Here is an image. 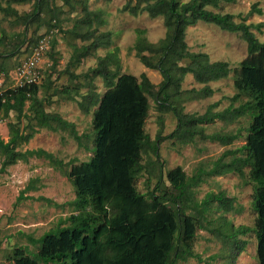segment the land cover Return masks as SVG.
<instances>
[{
	"label": "trees",
	"instance_id": "1",
	"mask_svg": "<svg viewBox=\"0 0 264 264\" xmlns=\"http://www.w3.org/2000/svg\"><path fill=\"white\" fill-rule=\"evenodd\" d=\"M111 3L113 0H101ZM237 0H126L121 13L133 17L147 14L151 19H163L166 35L157 43L150 42L146 30L139 29L133 48L140 62L151 70L160 72L162 82L154 84L146 74L140 78L122 73L119 50L99 57L96 66L77 74L83 61L100 49L113 45V33L102 31L107 25L103 10H91L90 0H5L0 1V75H8V63L21 55L24 49L31 52L42 39L50 37V58L55 72L60 63L56 32L65 34L73 54L61 76H68L70 84L58 88L51 74L45 83L10 88L0 93V120L15 114L8 124L10 140H0L2 164L0 175L19 162L45 157L58 168L70 167L69 182L76 197L69 202L72 213L61 219L56 228L38 240L39 250L31 252L17 247L9 259L19 264H179L195 259L211 264L194 251L198 231L213 222L209 217L219 215L223 231L212 229L230 250L235 262L247 242L240 239L251 232L257 238V258L264 264V42L253 30L262 32L264 23L248 24L247 17L262 15L258 5H252L248 16L236 21L235 15L215 12L222 4ZM30 12H19L13 5H29ZM66 14L68 18L62 16ZM73 14H79L73 17ZM8 21L12 28L23 27L9 34L3 27ZM72 22L64 30L65 22ZM200 22L212 24L221 30L239 36L247 43L248 55L239 66L232 69L226 61L212 62L207 53L192 52L187 43V30ZM53 35V36H52ZM81 44H80V43ZM27 59V58H26ZM25 59V60H26ZM24 60L16 63L18 70ZM234 73V94L224 97L230 105L216 111L222 100L210 104L204 114H189L184 104L205 100L217 90L214 82L227 80ZM187 75L202 85L201 89H183ZM101 78L107 91H96V79ZM55 88V89H54ZM54 89V93L49 91ZM82 89H88L85 94ZM42 94V95H41ZM62 95L77 102L86 114H92L93 155L90 160L76 164L64 163L42 149L23 150L40 129L53 132L67 131L82 147V138L76 125L58 113L48 110L54 97ZM153 98L161 113L170 112L177 121L176 129L168 136L161 132L151 140L145 131ZM81 98V99H80ZM254 116V117H253ZM253 117V120L251 121ZM248 118L245 144L226 150L213 162L209 171L201 170L189 177L183 167L157 171L153 189L147 194L139 192L136 180L147 172L143 154L153 153L161 161L160 146L166 140L186 138L193 142L197 136L203 140L231 146L241 139L242 129L230 134L204 133L205 125L217 120L226 125ZM228 158H231L227 161ZM163 167V163L161 164ZM254 185L253 209L257 214L255 227H235L227 221L226 214L234 212L235 199L225 192L208 193L199 202L196 189L205 178L236 174ZM150 180V179H148ZM32 183L34 181H31ZM30 182L29 185L32 183ZM36 189L29 186L27 191ZM52 205L51 199L38 198ZM215 257H212L213 260Z\"/></svg>",
	"mask_w": 264,
	"mask_h": 264
},
{
	"label": "rangeland",
	"instance_id": "2",
	"mask_svg": "<svg viewBox=\"0 0 264 264\" xmlns=\"http://www.w3.org/2000/svg\"><path fill=\"white\" fill-rule=\"evenodd\" d=\"M0 1L3 2L4 6L6 5L5 0ZM125 2L126 0H113L111 3H105L101 0H90L91 10H103L105 12L104 18L107 19V25L101 30L111 31L114 42L111 48L100 49L93 56L85 59L81 67L76 70V73L87 72L91 67L97 65L99 57H104L110 51L115 52L118 49L123 74H132L138 78L142 74H146L154 84L158 85L163 80L160 72L151 70L143 65L136 57V52L134 50L130 51V49L135 45L139 29L146 30L145 36L150 42L157 43L164 38L166 29L163 19H151L147 14L133 17L127 13H121L120 9ZM254 4H257L258 9L263 11L262 15L255 13L248 16ZM13 7L19 12H30L33 10V3L23 6L13 5ZM212 10L223 14L235 15V19L238 22L248 16V24L264 23V0H237L234 4L224 3L220 8ZM77 15L79 14H73V17ZM62 17L68 18L66 14ZM0 19H3L1 12ZM72 25L73 23L70 21L65 22L63 29H69ZM3 27L9 34L23 29V27L12 28L8 21H3ZM55 32L58 40L57 50L61 54L60 63L57 70L53 72V60L49 56L50 44L44 59L40 63L42 69L41 84L45 83L52 73V80L56 83L54 87L62 88L70 84L69 78L68 76L58 77L62 75L66 68L73 54V49L65 39V34ZM253 32L261 42H264V27L262 32L255 29ZM187 43L192 52L207 53L212 62H229L232 69L238 67L240 62L248 55L247 43L239 34L223 31L215 25L204 22H200L187 30ZM25 49L21 55L8 63V75H0V93L15 85L16 71L14 70L17 66L16 63H20L31 56V52H27ZM232 75V79L230 77L227 80H220L212 84V88L216 89L217 92L209 99L185 103V113L204 114L210 104L220 100H222V103L216 111L227 108L230 105V101L224 97H230L234 94L232 89L234 73L230 76ZM95 83L98 93L104 94L107 91L103 79L98 78ZM192 88L201 89L202 85L194 82L192 75H187L183 83V89L189 90ZM54 89L50 90L49 94L54 93ZM87 90L82 89L81 93L85 94ZM53 99L55 102L48 110L58 113L64 119L76 125L79 135H84L85 137L82 138L83 146L81 147L67 131L53 132L48 129H40L39 133L23 147V150L42 149L53 154L55 158L62 160L64 163L76 160V164H80L90 160L94 147L92 114L84 113L77 102L69 101L62 95H58ZM149 101L150 111L145 131L153 141L161 132V120L164 124L162 136H168L174 132L177 121L172 113H161L157 102L153 98L150 97ZM10 121H15L14 113H10V117L0 120V140H8V124ZM248 124L249 119L242 118L232 125H226L225 122L217 120L213 124L204 126V133L207 135L216 133L228 135L236 133L238 129H242L241 139L234 142L231 146H223L218 142L203 140L200 136H197L193 142H188L184 137L179 140L169 139L164 141L160 146L161 161L157 162L156 165H153L156 161L153 153L143 154L142 163L147 165V172L136 180L137 189L142 194H147L148 191L153 189L158 174L157 171L161 168L167 171L181 166L189 177L199 173L201 170L209 171L213 166V162L226 150L236 149L245 144L247 132L244 129L248 127ZM30 159L28 162H19L9 168L6 173L0 175V209H3V213L0 211V264H19L12 263L9 259L11 251L17 247L37 252L39 250L38 244L31 240H38L46 232L56 228L59 221L68 217L73 211L72 207L68 205L76 197L74 186L67 178V172L70 167L66 166L64 169L55 167L45 157ZM230 159L228 158L227 161ZM162 163L163 167H161ZM1 164L2 157L0 156V168ZM245 171V179L236 174L205 178V182L196 189V199L201 202L208 193L225 192L229 198L235 199L236 209L234 212L226 214L227 221L235 227L247 226L254 228L257 218L252 205L254 185L249 180L250 169L247 168ZM31 181L34 182L32 183ZM30 182L32 183L31 185H29ZM29 186H35L36 189L27 191ZM40 197L51 199L57 205L38 200ZM220 214H213L212 218L209 217L213 222L198 231L194 251L202 255L204 259L210 260L211 264H259L257 238L254 232L240 237L242 241L247 242V245L235 262L231 259L230 250L225 247L223 240L212 232V229L223 231L221 227L224 225V221L222 219L217 220ZM212 257L215 258L211 260ZM179 264L207 263H199L197 260L192 259Z\"/></svg>",
	"mask_w": 264,
	"mask_h": 264
},
{
	"label": "built area",
	"instance_id": "3",
	"mask_svg": "<svg viewBox=\"0 0 264 264\" xmlns=\"http://www.w3.org/2000/svg\"><path fill=\"white\" fill-rule=\"evenodd\" d=\"M50 45V37L41 40L39 46L34 50L30 57L22 63L16 70L15 85L12 88H22L26 85L40 83L42 80V69L40 63L44 59Z\"/></svg>",
	"mask_w": 264,
	"mask_h": 264
},
{
	"label": "crops",
	"instance_id": "4",
	"mask_svg": "<svg viewBox=\"0 0 264 264\" xmlns=\"http://www.w3.org/2000/svg\"><path fill=\"white\" fill-rule=\"evenodd\" d=\"M10 88H11V87H9V89H10ZM8 137H9L8 140L5 141V142H8V141L10 140V133L8 134ZM31 159H33V158H31ZM31 159H30V160H31ZM36 159H38V158H36ZM11 167H12V166H11ZM11 167H10V168H11ZM0 211H2L1 213H3V209H0Z\"/></svg>",
	"mask_w": 264,
	"mask_h": 264
}]
</instances>
